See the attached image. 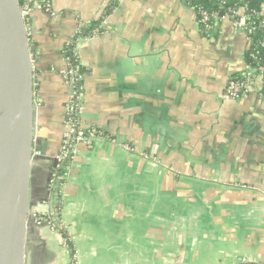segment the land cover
Wrapping results in <instances>:
<instances>
[{
	"label": "crops",
	"instance_id": "0c3cea01",
	"mask_svg": "<svg viewBox=\"0 0 264 264\" xmlns=\"http://www.w3.org/2000/svg\"><path fill=\"white\" fill-rule=\"evenodd\" d=\"M34 135L25 264H264V97L229 98L248 41L220 15L203 33L188 0H31ZM116 5L104 16L111 3ZM264 16V5L261 8ZM104 139L78 145L60 178L71 86ZM47 213V214H46Z\"/></svg>",
	"mask_w": 264,
	"mask_h": 264
},
{
	"label": "water",
	"instance_id": "95a60500",
	"mask_svg": "<svg viewBox=\"0 0 264 264\" xmlns=\"http://www.w3.org/2000/svg\"><path fill=\"white\" fill-rule=\"evenodd\" d=\"M34 119L26 20L18 0H0V264H25Z\"/></svg>",
	"mask_w": 264,
	"mask_h": 264
},
{
	"label": "built area",
	"instance_id": "2783aa9c",
	"mask_svg": "<svg viewBox=\"0 0 264 264\" xmlns=\"http://www.w3.org/2000/svg\"><path fill=\"white\" fill-rule=\"evenodd\" d=\"M49 4H34L31 0H24L21 8L22 16L26 20L33 10H49ZM197 14L198 22L204 23L206 28L210 17L218 18L216 15L209 16L205 11H200ZM233 21L236 28L242 30L247 38L248 46L250 40V34L255 30L256 26L248 21V15L245 13V9L242 7L231 9L227 14ZM259 26H264V18ZM85 38H78L74 44L73 50L77 58L76 47L77 43ZM70 42V41H69ZM67 69L65 71L68 77L69 84L71 86V95L66 102V116L64 120V131L62 134V141L60 152L57 155V170L60 178L65 174V170L68 168L71 158L78 145H85L87 148H92L94 142L98 139H104L103 132L95 127L85 126L82 118V102H83V86L82 79L83 73H79L78 66L70 65L68 59L64 57ZM78 59V58H77ZM248 69L245 79L241 81L228 80L225 88L226 95L231 99L238 98L241 93L248 91L249 89L255 88L257 84H260L261 94L264 97V68L260 67L257 69ZM58 177V178H59ZM47 214V213H46ZM37 224L43 221L52 222L51 215L42 217H35Z\"/></svg>",
	"mask_w": 264,
	"mask_h": 264
},
{
	"label": "trees",
	"instance_id": "16d2710c",
	"mask_svg": "<svg viewBox=\"0 0 264 264\" xmlns=\"http://www.w3.org/2000/svg\"><path fill=\"white\" fill-rule=\"evenodd\" d=\"M19 5L22 6L24 0H18ZM190 5L193 7L196 13L200 11H205L209 16L216 15L218 18L220 15L228 14L231 9L242 7L245 9V13L249 16L248 21L252 22L256 28L250 34L249 46L246 51L245 61L246 68L230 77V80L243 81L246 77L248 69L264 68V26L260 23L264 16L261 14V8L264 5V0H188ZM115 3H111L105 9L104 16L108 15ZM216 18L210 17L207 22L209 27L206 28L204 23H199L200 28L203 33L208 34L214 25ZM264 25V24H263ZM100 30V22L94 21L89 24L83 25L78 31L73 35L70 42H68L63 48V57H66L72 66H78L79 73H83L84 69L76 58L73 47L78 38H87L97 33ZM42 217V214L37 215Z\"/></svg>",
	"mask_w": 264,
	"mask_h": 264
},
{
	"label": "rangeland",
	"instance_id": "374dc122",
	"mask_svg": "<svg viewBox=\"0 0 264 264\" xmlns=\"http://www.w3.org/2000/svg\"><path fill=\"white\" fill-rule=\"evenodd\" d=\"M246 260H245V258L242 260V262H240L241 264H246V262H245Z\"/></svg>",
	"mask_w": 264,
	"mask_h": 264
}]
</instances>
